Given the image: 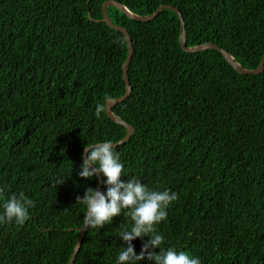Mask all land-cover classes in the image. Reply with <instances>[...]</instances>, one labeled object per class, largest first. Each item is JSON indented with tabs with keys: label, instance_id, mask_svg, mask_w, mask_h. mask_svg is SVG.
<instances>
[{
	"label": "trees",
	"instance_id": "1",
	"mask_svg": "<svg viewBox=\"0 0 264 264\" xmlns=\"http://www.w3.org/2000/svg\"><path fill=\"white\" fill-rule=\"evenodd\" d=\"M107 1L0 0V184L36 201L23 225H0V264H68L85 210L76 196L98 185L76 175L85 144L126 136L105 109L125 93L128 56L124 35L102 21ZM111 1L138 16L174 7L186 47L213 43L245 69L264 55V0ZM107 12L133 49L130 95L113 108L135 131L117 147L121 179L178 193L157 226L166 245L202 264H264V67L242 75L216 50L184 52L173 11L148 22ZM123 223L122 213L87 230L74 264H115ZM146 239L133 241L137 253Z\"/></svg>",
	"mask_w": 264,
	"mask_h": 264
},
{
	"label": "clouds",
	"instance_id": "2",
	"mask_svg": "<svg viewBox=\"0 0 264 264\" xmlns=\"http://www.w3.org/2000/svg\"><path fill=\"white\" fill-rule=\"evenodd\" d=\"M100 111L102 108L98 107L97 114ZM71 174L72 171L70 174L54 173L49 181L50 187L56 190ZM97 174L104 177V190L85 186L83 196H76L75 204L80 203L85 207L79 219V230L90 231L111 225L113 218L123 213L128 223L116 229L117 238L122 243L115 256V264H140L145 259L153 264H202L200 257L166 245L164 233L157 228L167 220L168 209L179 198L177 192L169 188L161 190L151 187L135 176L122 180V176L128 175L117 145L111 139L85 144L84 156L76 175L92 179ZM7 193L8 186L0 184V225H23L30 218V210L36 207V201L23 191ZM145 237L147 239L137 253L133 241Z\"/></svg>",
	"mask_w": 264,
	"mask_h": 264
},
{
	"label": "water",
	"instance_id": "3",
	"mask_svg": "<svg viewBox=\"0 0 264 264\" xmlns=\"http://www.w3.org/2000/svg\"><path fill=\"white\" fill-rule=\"evenodd\" d=\"M109 6H113L115 8H117L118 10H120L122 13L126 14L129 18L133 19V20H137L140 22H148L153 20L159 13H161L163 10H170L173 11L174 13H176L180 19L181 22V26H182V30H181V34H180V45L181 48L184 52L187 53H197V52H201V51H205L208 49H213L218 51L223 57L224 59L229 63V65L238 73L242 74V75H259L262 73L263 71V67H264V55L261 58L260 64L258 65L257 68L249 70V69H245L243 68L240 64H238L233 57L225 50L219 48L218 46L214 45L213 43H207V44H200L194 47H186V31H185V27H184V20L182 18L181 13L175 9L174 7L171 6H167V5H162L160 6L154 13L148 15V16H138L135 14L130 13L127 8L123 5H121L120 3H117L115 1H107L103 4L102 6V14H103V18L102 21L110 28L116 31H119L120 33H122L126 39L127 42V48H128V56L126 61L123 63L122 65V70H123V80L125 82V93L123 96H121L120 98H116V99H107L106 103H105V109H106V115L115 123L122 125L125 129H126V136L121 140L116 142L115 144L118 146L123 145L125 143H127L130 138L133 136L134 134V128L130 125H128L127 123H125L121 118L117 117L114 115L113 113V108L114 106L122 103L124 100H126L131 92V87H130V83L128 80V76H127V71H128V65L131 61L132 58V54H133V49H132V41L130 39L129 33L127 31L126 28L122 27V26H118L116 24H114L112 22V20L109 18L107 9ZM83 156H84V152H83ZM82 156V158H83ZM97 178H98V185H97V189L101 190L102 187V177L100 174H97ZM87 232V229L80 231L79 230V235L76 241V244L74 246V250L72 253V256L68 262V264H74V261L76 259V256L80 250V247L82 245L83 239L85 237V234Z\"/></svg>",
	"mask_w": 264,
	"mask_h": 264
}]
</instances>
